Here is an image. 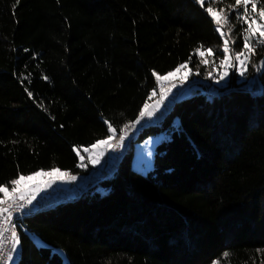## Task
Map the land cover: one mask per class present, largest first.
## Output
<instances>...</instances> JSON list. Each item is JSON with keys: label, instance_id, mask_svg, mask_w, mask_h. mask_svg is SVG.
Masks as SVG:
<instances>
[{"label": "trees", "instance_id": "trees-1", "mask_svg": "<svg viewBox=\"0 0 264 264\" xmlns=\"http://www.w3.org/2000/svg\"><path fill=\"white\" fill-rule=\"evenodd\" d=\"M252 3L264 0L249 12ZM236 5L0 0V186L11 191L40 170L81 181L101 172L78 151L107 139L109 125L125 139L153 92L176 83L156 75L187 64L191 80H206L225 39L242 51ZM208 7L225 14L220 25ZM249 42L243 77L210 95L184 93L161 121L129 134L103 193L96 182L26 218L16 264H264V43ZM161 132L153 169L137 172L134 143Z\"/></svg>", "mask_w": 264, "mask_h": 264}, {"label": "rangeland", "instance_id": "rangeland-1", "mask_svg": "<svg viewBox=\"0 0 264 264\" xmlns=\"http://www.w3.org/2000/svg\"><path fill=\"white\" fill-rule=\"evenodd\" d=\"M251 2V0H250ZM249 2V3H250ZM249 5V4H248ZM247 5V6H248ZM239 7H245L243 4V0H241V3L239 5H236V8ZM250 9V8H248ZM258 12L259 10L257 9V13L253 14L252 12H249V15H256L257 17V23H264V21H261L258 17ZM220 16L221 19H224L225 14L223 12H217ZM246 28L248 27V25L245 23ZM224 34H228L227 32L225 33L224 30H222ZM259 34L257 33V36ZM252 40H256L254 37L250 39V41ZM243 53V55L241 56V59L245 60V64L243 65V67L241 66L240 62L236 59V54L237 53ZM207 53L204 52H200L201 56H206ZM212 54V52H211ZM226 55L229 57V63L232 65L230 67H223L221 66V63L219 64V66H216L213 68V72L211 73V75L209 76L210 78L205 79H194L192 78V80L190 79V71L189 68L187 67L186 69H182L181 72L177 73L176 76L171 78V92L168 93V95L166 96L164 102L162 104H160V106L158 108H152L151 110L153 111V115L150 117H153L152 119L156 118L155 114L161 113V112H165L169 105L171 106L175 101H177L178 99H181L184 95V93L187 94H195L198 91L200 92H204L205 94H212L217 92V89L225 87L228 83V81L230 80L232 75H239L240 77H243L240 73L241 70H243L244 74L247 71V65L250 62L251 59V53H249L246 49H242V51H232V47L229 48L228 53H226ZM247 58V59H245ZM185 71H189L188 77L186 80L181 81L180 77L184 74ZM224 71L228 72V75L226 77H224L223 79H221V76L223 74ZM243 74V75H244ZM201 80L204 81V84L200 86ZM189 81H191V83H188ZM219 81V82H218ZM164 84H166L167 82H169L168 80H164L162 81ZM177 84L183 86H177ZM251 83L248 84V86H250ZM168 88L162 89V91L166 90ZM161 91V92H162ZM159 100V97L157 95V93H155V95H152V99L148 102L149 106L155 105L156 102ZM145 117H149V116H145ZM144 118V117H143ZM141 118V120L143 119ZM148 118L144 119L143 122H141L138 126L142 127L144 126L143 123L145 122H151L152 119L147 120ZM141 128V127H138ZM112 129H115L114 127L110 128V136L111 137V141L110 143L113 145L112 148H107L104 147L103 145H100L97 148H88L87 151H85V149L83 151H78L80 157L82 159V161H87L89 162V164H91L92 168L98 171H104L105 169H109L112 167L113 164L119 162V160L122 158L124 151L126 150L127 147V141L126 138L123 140L122 144L120 140H115L116 139V130L112 131ZM133 130L132 132L137 131ZM128 133V132H127ZM127 133H126V137H127ZM133 136H137V134L133 135ZM109 137L105 140H108ZM168 138V135L166 133H158L155 136L149 137L147 138L145 141L143 142H136L133 145V150H134V156H133V160H132V165L134 170H136L137 172H140L142 174H148L152 169H153V163H154V157H155V151H156V147L164 140H166ZM97 144V143H96ZM93 158H98L99 159V163L93 164L91 161ZM48 172V171H45ZM62 172V171H61ZM38 181L41 180V182L45 179H47V177H38L37 178ZM59 181V180H58ZM56 181L54 184H52V186L56 185V183L58 182ZM32 182V181H31ZM30 183V182H29ZM31 184V183H30ZM44 185V184H43ZM62 185V184H59ZM44 189L48 190L50 187H48L47 185H44ZM51 186V187H52ZM95 189L98 192L103 193L104 192V185L103 183H97L95 184ZM44 191L43 193L47 192ZM50 190V189H49ZM17 191H20V188H17ZM42 193V191H41ZM38 240V239H37ZM39 242V240H38ZM16 252L15 255L13 257V260L11 261L10 264H16L18 261V256H19V251H20V246L19 244L17 245L16 248ZM57 252L59 254H61V256H63L65 262L69 261V258L67 256V254L63 251V250H57Z\"/></svg>", "mask_w": 264, "mask_h": 264}, {"label": "snow or ice", "instance_id": "snow-or-ice-1", "mask_svg": "<svg viewBox=\"0 0 264 264\" xmlns=\"http://www.w3.org/2000/svg\"><path fill=\"white\" fill-rule=\"evenodd\" d=\"M197 3H199L201 6H203L206 2V0H196ZM250 0H243V4H244V9L243 12L240 13V15L237 17L239 20H241L243 23H246L248 25V27L246 29H244V32L246 33L245 37H244V43H243V48L246 49L249 53L254 52V49L251 47L250 45V39L251 38H255L257 40V42L260 43H264V23H257V17L256 15H249V10L247 5L249 4ZM241 3V0H236V4L239 5ZM207 13H209L215 23L217 25L221 24V16L213 10L212 7H208L207 9ZM220 11H223V9H221ZM251 12L253 14L257 13V4L256 3H252L251 4ZM258 17L261 21H264V5H262L259 9L258 12ZM218 31H220V29H217ZM257 33L259 34L257 36ZM221 36H224V33L221 31ZM209 54H211V50H207ZM229 51V47H228V40L225 39L224 41V53H228ZM243 55V53H237L236 54V59L240 62L241 66L243 67V65L245 64V60L241 59V56ZM247 59V58H245ZM205 62V61H202ZM221 66L223 67H230L232 66L229 63V57L227 55H225L224 60L221 61ZM187 68V64H181L179 65L174 71L169 72L167 75L164 76H160V75H156V80L157 81H164V80H168L171 82V78L176 76L177 73L181 72L182 69H186ZM190 71V70H189ZM189 71H185L184 74L180 77L181 81L186 80L189 74ZM242 76L244 74L243 70H241L240 73ZM155 75V74H154ZM228 75L227 71H224L221 79H223L224 77H226ZM219 82V81H218ZM174 86V85H173ZM171 87H169L168 89L162 91L160 93V97L159 100L156 102L155 105L149 106L148 104L144 105V110L140 112V117L143 118L145 116H152L153 115V111L151 110L152 108H158L160 106V104H162L166 98V96L168 95V93L171 92ZM29 95H31V93H29ZM153 95H155V92H153ZM139 122V121H137ZM109 128H111V126L109 125ZM112 131H115V129H112ZM124 140V136L121 135L120 136V141L121 144ZM111 141V137H109L108 140H102L99 141L97 144H93L92 148H97L100 145H103L104 147L107 148H112L113 145L110 143ZM85 151H87V149H85ZM83 159V157L81 158ZM93 164L99 163V159L98 158H93L91 161ZM83 166V164L81 165ZM38 177H47V179L42 181V184L47 185L48 187H51L52 184H54L57 180H61L64 179L65 177H68V179L70 180H75L76 177L75 176H69L68 173L66 172H61L59 169H53L52 171H48L45 172L43 170L37 171L35 173H33L32 175H19L18 178L13 179L11 181V184L13 185L11 192L9 191V189H7L6 187H2L0 186V193L4 194V200H0V204H4L5 201L9 198L12 199H19V200H25L27 199V203L31 204L33 200L36 199V193L41 189V183H36L35 185H31L29 182L31 181H35L37 180ZM20 188V191L18 193V197L16 195L17 193V188ZM27 193H31L30 198L27 197ZM21 207H23V205H21ZM0 212H8L10 215V210L9 208H0ZM12 237L15 240V243L12 246V252H16V244H19V239L17 238V234L15 231L12 232ZM7 260L8 261H12L13 260V256L12 254H9L7 256Z\"/></svg>", "mask_w": 264, "mask_h": 264}, {"label": "built area", "instance_id": "built-area-1", "mask_svg": "<svg viewBox=\"0 0 264 264\" xmlns=\"http://www.w3.org/2000/svg\"><path fill=\"white\" fill-rule=\"evenodd\" d=\"M188 83H191V81H189ZM203 84L204 81L201 80L200 86ZM171 106L169 105L168 109L165 112L155 114L156 118L152 119L151 122L143 123V125L147 126L161 121L165 117V115L170 111ZM138 125L133 126L128 131L126 137L127 142L129 134L133 130L139 129L138 127H142V125ZM118 163L119 162L115 163L108 170L94 172L86 180L78 181L76 183H73L71 186H57L48 190L45 193H36V199L33 200L31 204L27 203V199L19 200L18 198H9L5 201L4 204H1V208H9L10 215L8 212H0V264L11 263V261L7 260V256L9 254H12V256L15 255V252H12V246L15 243V240L12 237V232L15 231L18 238L19 227L26 218L48 211L61 203L67 202L70 199L79 196L82 191L88 188V186L96 182L108 180L116 171ZM26 195L28 198H30L31 193H27ZM16 196L18 197V195ZM21 205H23V207H21ZM17 245L18 244H16V248Z\"/></svg>", "mask_w": 264, "mask_h": 264}, {"label": "crops", "instance_id": "crops-1", "mask_svg": "<svg viewBox=\"0 0 264 264\" xmlns=\"http://www.w3.org/2000/svg\"><path fill=\"white\" fill-rule=\"evenodd\" d=\"M146 118H148L147 120H149V119H152L153 117H144L142 120H140V123L141 122H143L144 121V119H146ZM114 165V164H113ZM112 165V166H113ZM106 170V169H105ZM108 170V169H107ZM103 171V170H102ZM69 175V174H68ZM69 176H71V175H69ZM58 181V180H57ZM78 181H81L80 179H75V180H70V179H68V177H65L64 179H61V180H59L57 183H56V185H54V186H52V187H50L49 189H52V188H54V187H68V186H71L73 183H76V182H78ZM31 183V185H35L36 183H41V189L37 192V194H42L46 189H44V185L42 184V182H41V180H39L38 181V179L37 180H35V181H32V182H30ZM59 184H62V185H59ZM48 189V190H49ZM48 190H46V191H48ZM41 191H42V193H41ZM11 192V191H10ZM18 193H19V191H17V193L16 194H13V195H18ZM0 208H1V204H0ZM14 257V256H13Z\"/></svg>", "mask_w": 264, "mask_h": 264}]
</instances>
